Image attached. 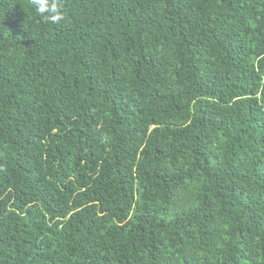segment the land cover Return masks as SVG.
Segmentation results:
<instances>
[{"label":"trees","instance_id":"16d2710c","mask_svg":"<svg viewBox=\"0 0 264 264\" xmlns=\"http://www.w3.org/2000/svg\"><path fill=\"white\" fill-rule=\"evenodd\" d=\"M60 2L0 0V264H264V0Z\"/></svg>","mask_w":264,"mask_h":264},{"label":"clouds","instance_id":"9594fccd","mask_svg":"<svg viewBox=\"0 0 264 264\" xmlns=\"http://www.w3.org/2000/svg\"><path fill=\"white\" fill-rule=\"evenodd\" d=\"M31 6L45 22L56 24L64 18L60 0H57L56 3L51 0H31Z\"/></svg>","mask_w":264,"mask_h":264}]
</instances>
